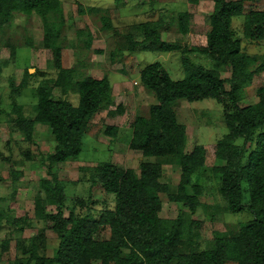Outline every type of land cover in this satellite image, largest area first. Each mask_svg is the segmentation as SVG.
Returning a JSON list of instances; mask_svg holds the SVG:
<instances>
[{
  "label": "trees",
  "instance_id": "obj_1",
  "mask_svg": "<svg viewBox=\"0 0 264 264\" xmlns=\"http://www.w3.org/2000/svg\"><path fill=\"white\" fill-rule=\"evenodd\" d=\"M187 1L197 5L203 0ZM212 1L205 45L190 46L164 39L163 15L133 24L124 36L129 52L163 51L181 55L184 70L181 79H174L158 61L141 67L140 81L157 101L150 105L147 116L135 115L129 139V147L144 157H164L179 167L176 191L172 192L169 183L161 180L164 170L159 163L143 162L137 172L132 167L100 162L92 174L91 186H101L115 199L112 207L94 212L93 207L100 202L92 197L75 196L71 207L68 206L63 181L54 166L81 154L94 115L111 106L114 108L108 110L109 115H122L126 106L115 104L114 88L108 75H84L77 79L75 68L63 66L61 33L66 24L63 0H0V28L10 24L15 12L27 16L36 14L41 18L43 46L53 54L57 73L53 78L41 80L37 86V102L31 107L34 118L18 98L40 70L32 74L30 67L25 68L19 82L12 76L7 78L11 120L25 140L33 141L36 123L48 126L55 140L54 151L43 156L47 176L42 179L41 188L45 197L41 192L37 195L35 212L38 218L51 223L50 229L58 237L53 255L45 254L46 246L42 250L46 239L44 230L18 241L21 255L12 264H225L228 261L264 264V84L257 89V102L241 104L245 88L264 72V59L258 62L259 56L248 54L242 46L245 40L264 41V9L246 13V0ZM115 2L123 6L127 0ZM78 13L100 14L102 30L114 28L107 9L78 4ZM176 16L179 32L190 33L191 13L181 11ZM240 17L243 18L242 28L237 31L234 20ZM77 36L84 48H92L95 36L88 27L78 30ZM6 46L9 55L0 62V79L2 71L14 63L20 47L12 42ZM95 52L103 53L99 49ZM123 52H111L110 60L115 68L121 66L122 61L117 60V56ZM228 68L230 76L224 77L222 72ZM117 71L127 72L123 64ZM56 87L62 91L61 98L55 97ZM72 92L79 96L77 105L67 98ZM206 98L225 105L222 117L226 133L217 141L218 164L213 168L221 175L220 191L226 203L225 211H248L252 218L241 223L236 232L215 231L211 246L196 250L192 243L198 221L190 219L187 222L182 215L165 219L160 212L163 195L171 202L183 203L191 215L202 204L200 195L204 188L192 182V175L194 170L205 165L206 149L197 144L187 150V126L179 121L175 107L181 99L194 102ZM103 132L117 139L119 123L105 125ZM245 181L248 187H244ZM244 189L250 193L248 204L243 203ZM49 204L56 206V211H49ZM65 209H69L68 214ZM7 220L20 230L33 226L28 217ZM106 227L110 228V236L102 239L99 234ZM186 234L188 243L184 240ZM9 239H3L1 252L9 249Z\"/></svg>",
  "mask_w": 264,
  "mask_h": 264
},
{
  "label": "rangeland",
  "instance_id": "obj_2",
  "mask_svg": "<svg viewBox=\"0 0 264 264\" xmlns=\"http://www.w3.org/2000/svg\"><path fill=\"white\" fill-rule=\"evenodd\" d=\"M78 4L84 6H97L107 9L111 16L114 28L112 31L102 30L100 14L78 13ZM245 12L252 9H264V0H246ZM66 24L61 33V45L63 46L62 62L66 68H75L77 79L84 75L96 77L108 75L114 86L115 104L122 103L126 111L122 115L111 116L108 110L113 106L103 109L90 120L87 134L81 154L64 163L55 164L54 170L63 181L67 196V204L71 207L75 196L92 197L99 201L100 205L94 206L93 211H99L106 206H113L114 195L107 194L97 185L91 186L92 174L100 162H112L126 168H135L140 172L143 162L159 163L164 170L161 180L170 185V190L175 192L180 178V169L170 163L164 157H144L141 152L129 147V139L132 133L131 122L137 113L149 114V107L155 103L156 97L148 92L140 81L139 71L145 64L161 62L169 70L174 79L184 77L181 63V55L176 52L163 51H137L126 50L127 42L124 38L133 24L157 19L163 15L165 26L162 29L163 38L176 41L184 45L199 46L206 44V34L209 30V15L213 10L212 0H203L197 5L187 0H127L123 6H118L115 0H63ZM106 11V10H105ZM181 11H189L191 18V32L183 35L177 27L176 15ZM243 18L234 20L237 31L242 28ZM88 27L95 36L91 49L84 48L82 41L77 36V31ZM12 42L19 45L17 58L14 63L2 71L0 79V264H12L21 251L18 249V241L28 239L33 234L44 230L46 239L43 247L45 254L53 255L58 246L57 234L50 229V222L36 216L35 201L41 192V181L47 176L43 156L54 151L55 140L48 126L36 123L33 141H26L23 133L11 120V99L8 77L12 76L20 81L25 68H29L32 74L37 72L29 80V84L18 98L19 103L26 105L30 117L35 114L31 110L37 102L36 88L43 79L53 78L57 75L53 67V54L43 46V26L41 18L34 14L27 16L15 12L10 24L0 28V62L8 57L6 44ZM31 44L29 45V43ZM244 51L250 55H258L260 62L264 59V41H242ZM99 49L103 53H96ZM123 52L117 56L122 62L126 73L117 71L121 66L114 67L111 64V52ZM196 59V58H195ZM207 63L206 60L200 59ZM224 77L230 76V69L222 72ZM264 84V72L255 78L254 82L245 88L244 99L241 104H251L258 101L257 89ZM55 97L61 98L60 87L54 89ZM73 105L79 102L77 93H70L67 97ZM225 105L217 100L206 98L198 101L181 99L175 107L178 119L187 126V150L201 144L206 149L205 165L194 170L192 182L204 188L200 200L201 206L191 215L183 203L171 202L163 195V206L160 216L165 219H175L182 215L188 222L190 219L198 221L194 229L192 247L201 250L211 246L215 231H238L240 224L249 221L252 215L248 211L240 213H228L225 211L226 203L222 197L221 175L215 173L213 168L217 165L216 145L217 141L226 133L223 121ZM119 123L120 134L117 139L106 136L103 132L105 125ZM248 187L247 181L243 183ZM43 194V195H42ZM250 202L249 190L244 189L243 203ZM49 211H56V206H47ZM86 212V209H82ZM69 209H65V214ZM32 220L33 226L20 230L7 223L8 218ZM110 228L103 229L99 237L109 238ZM5 237L9 239V249L1 252V243ZM184 240L188 243L187 234ZM185 243L183 246H186ZM188 250V247H184ZM99 264V263H96ZM225 264H237L228 261Z\"/></svg>",
  "mask_w": 264,
  "mask_h": 264
},
{
  "label": "crops",
  "instance_id": "obj_3",
  "mask_svg": "<svg viewBox=\"0 0 264 264\" xmlns=\"http://www.w3.org/2000/svg\"><path fill=\"white\" fill-rule=\"evenodd\" d=\"M104 75V74H103ZM139 76H140V72H139ZM100 77V76H99ZM113 88H114V86H113Z\"/></svg>",
  "mask_w": 264,
  "mask_h": 264
}]
</instances>
